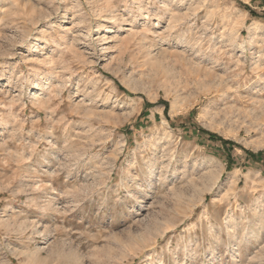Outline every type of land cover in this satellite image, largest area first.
<instances>
[{
	"label": "rangeland",
	"instance_id": "374dc122",
	"mask_svg": "<svg viewBox=\"0 0 264 264\" xmlns=\"http://www.w3.org/2000/svg\"><path fill=\"white\" fill-rule=\"evenodd\" d=\"M0 264H264V0H0Z\"/></svg>",
	"mask_w": 264,
	"mask_h": 264
},
{
	"label": "trees",
	"instance_id": "16d2710c",
	"mask_svg": "<svg viewBox=\"0 0 264 264\" xmlns=\"http://www.w3.org/2000/svg\"><path fill=\"white\" fill-rule=\"evenodd\" d=\"M225 143H233L232 141L223 140Z\"/></svg>",
	"mask_w": 264,
	"mask_h": 264
},
{
	"label": "bare ground",
	"instance_id": "6f19581e",
	"mask_svg": "<svg viewBox=\"0 0 264 264\" xmlns=\"http://www.w3.org/2000/svg\"><path fill=\"white\" fill-rule=\"evenodd\" d=\"M235 172V171H234ZM213 176V175H212Z\"/></svg>",
	"mask_w": 264,
	"mask_h": 264
}]
</instances>
